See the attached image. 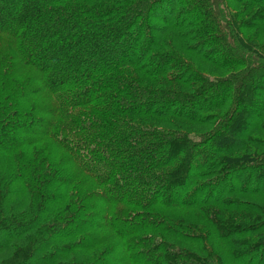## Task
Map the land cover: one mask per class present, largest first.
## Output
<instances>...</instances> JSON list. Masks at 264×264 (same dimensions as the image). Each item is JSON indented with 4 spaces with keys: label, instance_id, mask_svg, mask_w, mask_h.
<instances>
[{
    "label": "trees",
    "instance_id": "1",
    "mask_svg": "<svg viewBox=\"0 0 264 264\" xmlns=\"http://www.w3.org/2000/svg\"><path fill=\"white\" fill-rule=\"evenodd\" d=\"M0 264H264V0H0Z\"/></svg>",
    "mask_w": 264,
    "mask_h": 264
},
{
    "label": "rangeland",
    "instance_id": "2",
    "mask_svg": "<svg viewBox=\"0 0 264 264\" xmlns=\"http://www.w3.org/2000/svg\"><path fill=\"white\" fill-rule=\"evenodd\" d=\"M199 64H200V65H198L197 67H198L200 70H202V69H203L204 71H205V70H209V71H211L210 74L214 73V71H212L211 69H209L207 66L204 67L205 64H203V63H199ZM173 243L175 244V243H177V242L174 241Z\"/></svg>",
    "mask_w": 264,
    "mask_h": 264
}]
</instances>
